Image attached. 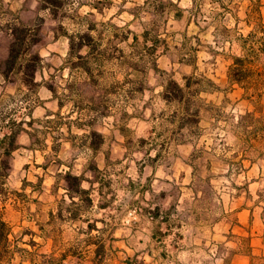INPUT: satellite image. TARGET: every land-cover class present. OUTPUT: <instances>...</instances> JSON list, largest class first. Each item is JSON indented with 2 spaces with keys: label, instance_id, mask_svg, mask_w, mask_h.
I'll return each instance as SVG.
<instances>
[{
  "label": "rangeland",
  "instance_id": "obj_1",
  "mask_svg": "<svg viewBox=\"0 0 264 264\" xmlns=\"http://www.w3.org/2000/svg\"><path fill=\"white\" fill-rule=\"evenodd\" d=\"M148 1L0 0V68L15 28L36 34L32 50L39 56L33 81L18 65L7 77L0 72V217L9 226L0 264H150L138 252L150 243V223L136 216L135 200L151 215L154 204L170 215L173 229L164 231L163 243L176 225L210 224L230 208L227 198L242 192L228 184L236 178L226 170L229 150L217 155L214 141H201L203 101L195 92L212 87L203 72L216 58L222 63L223 55L264 51L262 15L247 18L243 0H163L154 13ZM262 62L261 54L256 65ZM240 64L232 73L243 76ZM170 82L181 87L184 113ZM182 126L190 137L185 147ZM222 143L221 150L233 146ZM67 171L81 172L84 186L88 180L93 190L101 188L99 202L109 207L102 213L94 206L89 214L105 215L103 232L71 222L62 190ZM187 181L191 189H177ZM151 184L147 200L134 199ZM179 193L185 194L180 201ZM154 244L150 255L159 264L184 258L169 247L161 254Z\"/></svg>",
  "mask_w": 264,
  "mask_h": 264
},
{
  "label": "crops",
  "instance_id": "obj_2",
  "mask_svg": "<svg viewBox=\"0 0 264 264\" xmlns=\"http://www.w3.org/2000/svg\"><path fill=\"white\" fill-rule=\"evenodd\" d=\"M243 14L247 18L253 13H260L261 22L264 23V0H243ZM248 20V19H247ZM248 20V24H249ZM255 22L248 25L250 30ZM261 46V44H260ZM263 47L260 52H255L253 48L242 50V54L237 56L223 55L220 60L214 63L213 68L206 69L203 72L208 82L212 84L210 88L198 89L195 94L202 97L203 105L198 113V125L204 132L200 136L201 141L207 145L208 141H214L217 145L214 151L218 155H226L229 150L232 156L231 162L226 166V170L233 171L236 178L228 181L231 190H241L242 192H233L227 198L230 208L221 212L218 217L206 225L205 222H199L190 227L181 230L175 226L169 242H163L162 234L165 230H171L170 215L159 204L156 206L157 213L151 215L146 207L139 205V198L147 200L146 196L154 188L147 186V191L140 186V190L134 195V211L138 218H144L150 223L147 234L149 242L142 246L140 251L144 259L150 257V264H159L155 257L151 256V243L156 242L155 247L164 249L169 247L177 254L183 253L184 258L173 256L170 264H264V62L257 64L260 55L264 56ZM240 61V71L244 75L236 80L232 73ZM185 87V86H184ZM185 100L182 97L177 101L181 106V113L185 111ZM183 138L182 145L190 144L189 135L185 134V126H182ZM233 142L231 147L227 146V140ZM185 157V153L182 154ZM186 166V164H184ZM98 168L100 166H97ZM188 167V166H186ZM100 169V168H99ZM185 169V168H182ZM190 171V170H189ZM77 172L76 175H80ZM64 174V172H63ZM82 181L84 188L91 187L92 203L86 207V210L75 218H70L71 222L83 220L85 223V232L91 231L103 232L107 224L105 215L98 219H91L89 210L94 206L102 213L109 207L107 203H100L101 188L98 186L93 190L94 182ZM179 183V182H176ZM175 184V183H174ZM177 185V184H176ZM191 182H182L177 189H191ZM219 186H215L217 189ZM63 196L66 197L63 187ZM94 192V194H93ZM97 194V199H95ZM179 201L184 193H179ZM62 197V196H61ZM216 200L218 204H223V196L220 190L216 191ZM167 203L164 201V205ZM174 207L175 202L172 204ZM173 209V208H172ZM199 221V220H198ZM100 222L99 228L96 223ZM202 225V227H201ZM145 230V228H143ZM111 229H109L110 233ZM119 242H125L126 236H119ZM103 244L101 248H103ZM126 249V247H124ZM96 251V249H95ZM96 252H99L98 250ZM164 254V251L159 252ZM178 254V255H179Z\"/></svg>",
  "mask_w": 264,
  "mask_h": 264
},
{
  "label": "trees",
  "instance_id": "obj_3",
  "mask_svg": "<svg viewBox=\"0 0 264 264\" xmlns=\"http://www.w3.org/2000/svg\"><path fill=\"white\" fill-rule=\"evenodd\" d=\"M42 1V0H41ZM45 1V0H44ZM147 4L151 13H154V10L159 7L162 8L163 0H150ZM12 41L9 43L7 49V56L4 60V66L0 68V72L4 77H7L8 72L15 66L18 65L25 70L26 76L29 81H33L34 73L37 68V63L39 61V56L37 53H34L32 47L36 41L35 35L31 33L30 29L27 28H15L11 32ZM83 46L82 42L80 48ZM240 61L238 60V63ZM235 79H241L240 74H235ZM170 85L174 87V99L181 100V87L176 82H170ZM92 135L98 136L95 131L91 132ZM15 141V134L10 136V148L5 150V156L3 161L7 162V159L11 153L13 147L12 143ZM95 142H91L90 146L94 148L96 145ZM96 166H93V169H96ZM64 181V189L66 195L70 199V203L67 207V211L70 215V218H75L79 215V210L84 209L92 203V198L90 196L91 187L84 188L82 186V181L84 180L82 176L71 173L70 171L65 172L62 175ZM77 199V200H74ZM58 215L62 213V207L58 206L57 208ZM8 234L9 226L6 221L0 217V260L7 253L8 247ZM97 254V253H96Z\"/></svg>",
  "mask_w": 264,
  "mask_h": 264
}]
</instances>
